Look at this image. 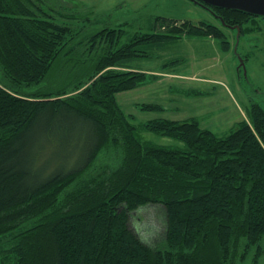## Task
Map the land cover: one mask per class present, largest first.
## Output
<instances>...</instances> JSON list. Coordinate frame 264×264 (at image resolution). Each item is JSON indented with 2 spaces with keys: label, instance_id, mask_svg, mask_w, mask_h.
Listing matches in <instances>:
<instances>
[{
  "label": "trees",
  "instance_id": "obj_1",
  "mask_svg": "<svg viewBox=\"0 0 264 264\" xmlns=\"http://www.w3.org/2000/svg\"><path fill=\"white\" fill-rule=\"evenodd\" d=\"M46 1L0 0V264H264V107L220 135L195 118L135 124L115 100L160 77L132 62L223 34L159 16L146 33L73 27ZM206 8L228 29L257 17ZM148 206L165 226L150 244L129 227Z\"/></svg>",
  "mask_w": 264,
  "mask_h": 264
},
{
  "label": "rangeland",
  "instance_id": "obj_2",
  "mask_svg": "<svg viewBox=\"0 0 264 264\" xmlns=\"http://www.w3.org/2000/svg\"><path fill=\"white\" fill-rule=\"evenodd\" d=\"M46 5L55 13L77 15L78 20L71 21L73 27L84 25L85 18L104 19L113 27L128 21L129 34L146 33L153 18L159 16L213 25L223 34L221 39L183 35L153 50L149 58L129 65L130 69L160 76L115 95L117 104L134 117L135 124L157 118H195L201 128L223 135L233 125L247 120L252 104L264 107L262 17L228 29L206 7L190 0H48ZM141 104L158 105L162 110L142 111ZM140 137L159 144L170 143L145 131ZM157 212L155 206H148L129 218L130 229L146 244L164 233V220Z\"/></svg>",
  "mask_w": 264,
  "mask_h": 264
},
{
  "label": "water",
  "instance_id": "obj_3",
  "mask_svg": "<svg viewBox=\"0 0 264 264\" xmlns=\"http://www.w3.org/2000/svg\"><path fill=\"white\" fill-rule=\"evenodd\" d=\"M205 7L230 8L264 18V0H190ZM207 5V6H206ZM235 28V27H234ZM233 28V29H234Z\"/></svg>",
  "mask_w": 264,
  "mask_h": 264
}]
</instances>
